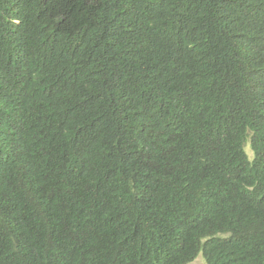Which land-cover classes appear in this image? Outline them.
<instances>
[{
	"label": "trees",
	"instance_id": "1",
	"mask_svg": "<svg viewBox=\"0 0 264 264\" xmlns=\"http://www.w3.org/2000/svg\"><path fill=\"white\" fill-rule=\"evenodd\" d=\"M201 254L264 264V0H0V264Z\"/></svg>",
	"mask_w": 264,
	"mask_h": 264
},
{
	"label": "rangeland",
	"instance_id": "2",
	"mask_svg": "<svg viewBox=\"0 0 264 264\" xmlns=\"http://www.w3.org/2000/svg\"><path fill=\"white\" fill-rule=\"evenodd\" d=\"M249 149H250V146H249ZM251 151V149H250ZM253 153V152H252ZM191 264H206L205 260H204V257H203V254H201L198 259L196 261H194L193 263Z\"/></svg>",
	"mask_w": 264,
	"mask_h": 264
},
{
	"label": "clouds",
	"instance_id": "3",
	"mask_svg": "<svg viewBox=\"0 0 264 264\" xmlns=\"http://www.w3.org/2000/svg\"><path fill=\"white\" fill-rule=\"evenodd\" d=\"M246 150H247V153H248L249 155H252L251 151L249 150V147H247ZM197 259H198V258H197ZM197 259H196V260H197Z\"/></svg>",
	"mask_w": 264,
	"mask_h": 264
}]
</instances>
